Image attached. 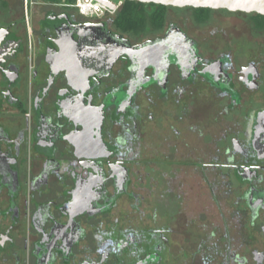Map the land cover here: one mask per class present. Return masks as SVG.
I'll return each mask as SVG.
<instances>
[{"label":"flooded vegetation","instance_id":"obj_1","mask_svg":"<svg viewBox=\"0 0 264 264\" xmlns=\"http://www.w3.org/2000/svg\"><path fill=\"white\" fill-rule=\"evenodd\" d=\"M61 1L0 0V264H264V15ZM49 15L130 52L72 88Z\"/></svg>","mask_w":264,"mask_h":264},{"label":"water","instance_id":"obj_2","mask_svg":"<svg viewBox=\"0 0 264 264\" xmlns=\"http://www.w3.org/2000/svg\"><path fill=\"white\" fill-rule=\"evenodd\" d=\"M100 3L108 11H112L115 6L104 0H95ZM130 2H138L142 4H154L162 6H171L177 8H209V9H225L231 12L256 13L264 15V0H122ZM61 18H53L51 15L46 17V22L57 32L62 45L59 46V53L49 55L47 63L52 69H63L70 75L81 74L83 78L68 79L67 83L72 88L76 84H87L86 79L93 73L99 72L103 67L110 70L112 65L119 59L122 54L130 52V47L126 40L120 36L113 34L107 39L103 37H95L93 35L79 34L77 41L72 36V19L65 15ZM61 20L62 24L61 25ZM58 22H60L58 24ZM65 26V28H59ZM68 32H66L67 30ZM5 43L1 40V45ZM102 53V54H100ZM48 55V54H47ZM56 70V69H55Z\"/></svg>","mask_w":264,"mask_h":264},{"label":"built area","instance_id":"obj_3","mask_svg":"<svg viewBox=\"0 0 264 264\" xmlns=\"http://www.w3.org/2000/svg\"><path fill=\"white\" fill-rule=\"evenodd\" d=\"M64 10H73L76 14L86 20L100 19L109 12L95 0H73V2L61 1L57 3Z\"/></svg>","mask_w":264,"mask_h":264},{"label":"trees","instance_id":"obj_4","mask_svg":"<svg viewBox=\"0 0 264 264\" xmlns=\"http://www.w3.org/2000/svg\"><path fill=\"white\" fill-rule=\"evenodd\" d=\"M68 2H73V0H69ZM124 3L127 6L128 11L122 13L119 16L120 21L122 24L127 21V23H134L139 18V10L142 8V3L138 2H130V1H124ZM145 5H154V4H145ZM156 6H162V5H156ZM65 11H71V10H65ZM73 11V10H72Z\"/></svg>","mask_w":264,"mask_h":264},{"label":"rangeland","instance_id":"obj_5","mask_svg":"<svg viewBox=\"0 0 264 264\" xmlns=\"http://www.w3.org/2000/svg\"><path fill=\"white\" fill-rule=\"evenodd\" d=\"M66 1H69V0H66ZM116 1V0H114ZM31 8V10H30ZM37 8L38 11H37ZM19 8H17V11H18ZM41 11V16L44 12H46V8H44L43 6H35V5H28V9H27V13L23 10V12L21 13V8H20V12H17L18 13V16L20 14V18H23L25 16H27L28 18V21H29V25H30V28H34L33 25H34V22H35V19H36V15H37V12ZM26 25V24H25Z\"/></svg>","mask_w":264,"mask_h":264}]
</instances>
